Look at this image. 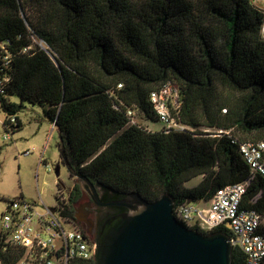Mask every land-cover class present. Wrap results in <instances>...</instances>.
<instances>
[{"label": "trees", "instance_id": "16d2710c", "mask_svg": "<svg viewBox=\"0 0 264 264\" xmlns=\"http://www.w3.org/2000/svg\"><path fill=\"white\" fill-rule=\"evenodd\" d=\"M263 27L253 0H0L3 128L22 129L26 102L46 106L60 150L103 201L171 192L176 206L207 202L247 181L242 207L264 214V176L233 142L264 140ZM168 83L181 101L172 112L187 128L129 124L128 108L159 120L151 92ZM89 182L76 178L64 215L78 221ZM100 209L101 224L125 211ZM216 230L231 234L227 225ZM4 246L0 238V264H15L23 250ZM232 257L244 264L240 249Z\"/></svg>", "mask_w": 264, "mask_h": 264}, {"label": "built area", "instance_id": "2783aa9c", "mask_svg": "<svg viewBox=\"0 0 264 264\" xmlns=\"http://www.w3.org/2000/svg\"><path fill=\"white\" fill-rule=\"evenodd\" d=\"M179 98L178 88L172 83L151 92L150 100L156 115L166 129L187 128L172 112L173 108L175 111L180 109ZM126 113L129 124L139 123L135 120L139 114L137 108H128ZM14 120L12 117L11 121ZM6 139H11L10 133L6 134ZM233 142L240 145L239 153L249 163L252 172L264 176V140L239 142L234 138ZM46 167L52 170L47 164ZM59 188L54 207L47 206L43 200L39 208L40 202L29 203L24 197L17 200L0 197V204L5 206L0 216V238L4 248L12 245L23 250L15 264H93L96 261V240L78 226V221L63 214L72 189L69 188L66 195L68 187L59 182ZM247 189V181L230 184L218 190L211 200L186 201L176 206L174 213L187 228L203 233H211L231 223L232 245L243 252L244 264H264V214L257 209L242 207ZM259 196L261 194L254 197L253 203Z\"/></svg>", "mask_w": 264, "mask_h": 264}, {"label": "water", "instance_id": "95a60500", "mask_svg": "<svg viewBox=\"0 0 264 264\" xmlns=\"http://www.w3.org/2000/svg\"><path fill=\"white\" fill-rule=\"evenodd\" d=\"M61 154L70 174L89 182L66 159L63 148ZM89 183L95 204L125 209L101 224L96 264H232L231 237L219 230L203 233L187 228L175 216L171 192L163 193L157 200L132 192L103 201L96 186ZM76 218L84 221L77 212ZM226 225L232 227L229 222Z\"/></svg>", "mask_w": 264, "mask_h": 264}, {"label": "rangeland", "instance_id": "374dc122", "mask_svg": "<svg viewBox=\"0 0 264 264\" xmlns=\"http://www.w3.org/2000/svg\"><path fill=\"white\" fill-rule=\"evenodd\" d=\"M259 7H264V0H253ZM11 100L20 103V98L11 96ZM26 108L19 112L23 127L12 134V139H6L3 128L5 113L0 106V197L13 200L22 197L29 203L42 200L47 206L57 205V192L59 182L65 184L68 190L72 189L76 177H71L68 168L62 161L61 150L58 145L60 136L55 125L45 116L43 110L46 106L25 103ZM135 120L151 130L162 129L163 124L150 121L137 114ZM51 167V171L46 167ZM202 176L192 179L187 183L189 187L197 185ZM70 188V189H69ZM202 202V201H201ZM4 203L0 204V216L4 210ZM78 226L84 230L88 227L82 222ZM88 232L89 229L87 230Z\"/></svg>", "mask_w": 264, "mask_h": 264}, {"label": "flooded vegetation", "instance_id": "af4514ba", "mask_svg": "<svg viewBox=\"0 0 264 264\" xmlns=\"http://www.w3.org/2000/svg\"><path fill=\"white\" fill-rule=\"evenodd\" d=\"M82 183H83V185H85L84 182H82ZM90 191H91V187L86 189L87 196H86L85 200L83 201L82 205L79 206L77 213H79L80 216L84 218V221H82V222L88 227V229L90 231L89 233L91 235H93V234L99 235V231H100V227H101V221L103 219V215H102L103 212L101 211L100 208H105L107 206H100V205L95 204V202L93 201L92 196L90 194ZM94 204L97 206V208L95 207Z\"/></svg>", "mask_w": 264, "mask_h": 264}, {"label": "crops", "instance_id": "0c3cea01", "mask_svg": "<svg viewBox=\"0 0 264 264\" xmlns=\"http://www.w3.org/2000/svg\"><path fill=\"white\" fill-rule=\"evenodd\" d=\"M22 120V119H21ZM23 122V121H22Z\"/></svg>", "mask_w": 264, "mask_h": 264}]
</instances>
